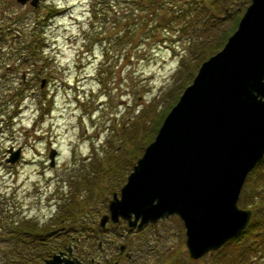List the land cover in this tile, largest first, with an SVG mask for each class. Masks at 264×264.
<instances>
[{
  "label": "rangeland",
  "instance_id": "1",
  "mask_svg": "<svg viewBox=\"0 0 264 264\" xmlns=\"http://www.w3.org/2000/svg\"><path fill=\"white\" fill-rule=\"evenodd\" d=\"M92 1L38 0L37 6H33L28 1L0 0V28L7 26L0 32V52L18 50L10 51L12 55L7 59L0 57V207L18 210L19 216H27L38 225L55 213L64 193L70 194V191H74L80 200L82 212L90 209L92 223L94 220L97 223L100 214L106 211L107 203L103 211L92 214V208H97L102 197L98 193L103 187L100 183L107 179L100 178V185H95L89 196L84 189L77 191L74 188L81 187L79 177L97 157L92 155V150L95 148L100 154L102 144L112 149L120 142V137L136 150L139 142L144 147L177 98L181 86L190 81L198 67L196 65L189 76L185 75L187 63L182 64V69L175 70L177 59L173 51L180 46L147 48L145 43L128 49L120 43L109 47L100 75L104 77L103 85L100 84L96 70L102 60V45L96 38L108 43L113 26L119 27L121 22L117 19L118 14L109 9L96 19L92 18ZM240 1L232 0L230 8L220 12L226 35L236 26L248 2L242 0L244 4L235 7ZM119 6L122 5H115L117 11L121 9ZM157 36L153 37L154 41ZM138 38L136 35L134 41ZM140 112L142 118L137 119L140 120L137 131H143L146 138L136 139L135 143L128 141L127 129L123 136L122 129L118 128L126 116L132 117L134 113L139 116ZM152 114H155L154 119ZM154 124L156 128L153 129ZM105 125L114 127L113 132L116 130L112 144L106 143L103 137ZM50 147L56 149L51 165L48 159ZM16 148H19L18 154L11 163L8 157ZM120 158L121 152L111 159L107 157L108 166H116ZM127 171L116 177L113 186L116 193ZM110 194L105 195L106 199ZM155 224V227L146 225L130 235L139 248L135 250L134 264L144 261L165 264L171 259L179 260L180 264L212 263L214 252L196 259L188 256L183 225L177 216L171 215L164 222L157 220ZM106 225L108 228L112 222ZM148 230L158 234V242L142 246L136 236L141 233L139 238H145ZM96 233L100 237L106 231L99 232L96 227ZM250 240V237L236 240L230 237L220 246L219 255L226 260ZM4 242L0 240L1 249ZM161 244L163 248L159 249ZM249 263L264 264V252L251 254Z\"/></svg>",
  "mask_w": 264,
  "mask_h": 264
},
{
  "label": "water",
  "instance_id": "2",
  "mask_svg": "<svg viewBox=\"0 0 264 264\" xmlns=\"http://www.w3.org/2000/svg\"><path fill=\"white\" fill-rule=\"evenodd\" d=\"M16 1L37 6L38 0ZM55 151H48L50 165ZM263 154L264 0H248L234 29L163 115L98 225L121 217L141 227L176 214L188 256L199 258L247 225L251 210L237 200ZM62 253L40 264H69Z\"/></svg>",
  "mask_w": 264,
  "mask_h": 264
},
{
  "label": "trees",
  "instance_id": "3",
  "mask_svg": "<svg viewBox=\"0 0 264 264\" xmlns=\"http://www.w3.org/2000/svg\"><path fill=\"white\" fill-rule=\"evenodd\" d=\"M231 1L93 0L92 10L90 9L92 18L95 17L94 19H96L97 15H103L109 9L115 15L118 14L117 19L120 20L122 26H113L109 41L106 35L103 36L108 43H103V39L96 38L102 45V60L96 70L98 82L103 85L104 77L100 75L104 71L102 64L104 59L108 57L109 47L120 43L125 44L128 49L136 48L139 45L142 46L145 43L147 48L163 45L166 48L174 49L176 46H180L176 52L173 51V55L177 59L175 70L182 69V64L187 63L185 75L189 76L195 66L198 65L197 61H201L216 51L222 45L223 38L225 40L227 30L225 31V28L221 25L222 17L220 12L229 9ZM120 4L122 5L119 6L121 9L117 11L115 5ZM239 4H244V2L241 0L235 7H238ZM115 22L116 16L112 23L114 24ZM6 28L7 26H2L0 32L6 30ZM12 29L16 32V29ZM216 32L217 34H215ZM136 35L139 38L134 41ZM156 35L159 36L154 41L153 37ZM93 41L96 42L95 39ZM10 51L17 52L18 50L14 48V50L2 51V53L0 52V57L9 58L12 55L9 53ZM184 86H181V88ZM144 111H146L145 108ZM141 113L139 116L138 113H134L132 117L126 116L118 128L120 131L122 129L121 134L123 136L125 135L124 129H127L129 133L128 141L133 140L136 143V139L142 141L144 137L146 138V134L143 131H137V124L140 121L137 119L139 117L142 118ZM152 115L154 119L155 114ZM156 121L158 122L159 120L157 119ZM104 127L103 137L107 141L106 143L110 142L112 144L111 141L116 134V130L113 132L114 127L111 128L106 125ZM154 128H156V124L153 125ZM120 138V142L115 144L112 149H107L105 144H102L103 151L100 154L95 148L92 150V155L97 157L95 161L92 159V164L88 170L79 177L78 183L81 187L78 185L74 186L77 191L80 188L84 189V192L89 196L92 195L95 185H103V187L98 189V193L102 197L98 200L97 208H92V214L93 212L97 213L103 211V209L105 210L108 199H106L105 195L112 193L116 177H119L122 171L130 170L134 159L137 157L136 155L143 148L139 142L141 146L137 145L138 149L136 150L132 146L127 145L126 141H123V137ZM93 145L95 144L92 143ZM120 152L122 158H120L119 163L116 166H108L107 157L111 159L116 154L119 155ZM102 177L107 180L100 183V178ZM75 195L74 191H70V194L64 193L63 200L57 206L58 209L41 225H38L35 220H31L27 216H19L18 210L7 206L0 207V240L6 241L2 244L4 248H0V264H39L52 252L63 248L70 240L75 239L76 243L81 239L89 241L88 236L92 232L91 223L93 216L90 215V209L82 212V204ZM237 203L241 207L249 208L251 215L245 228L232 236V239L250 237L251 240L237 253H231L230 255L233 257L231 258L230 256L226 260L221 258L223 255H219L220 247L211 251L215 254V258L211 259V264H250L249 258L251 254L254 255L258 252L262 254L264 252V154L246 175ZM122 222L127 227L124 221ZM161 222H164V220H161ZM155 225V223L147 224L150 227H155ZM97 229L99 232L105 230L110 233H114L116 230L123 231L122 225L112 228H107V226L100 228L97 226ZM124 234L128 235V232L126 231ZM146 236L150 243L152 241L158 242V234L148 230ZM158 248H163V245L161 244ZM140 264L148 263L144 261ZM165 264L180 263L179 260L171 259Z\"/></svg>",
  "mask_w": 264,
  "mask_h": 264
},
{
  "label": "flooded vegetation",
  "instance_id": "4",
  "mask_svg": "<svg viewBox=\"0 0 264 264\" xmlns=\"http://www.w3.org/2000/svg\"><path fill=\"white\" fill-rule=\"evenodd\" d=\"M121 220L124 221L125 219L119 218L117 222L115 221V223H112V226L108 227H117L118 223H121L123 231L116 230L114 233L106 232L105 234L100 235V237L97 236L96 227L98 225L94 220V223H92L91 235L89 234L88 236L89 241L81 239L76 243L75 239L70 240L63 248L52 252L45 258L50 257L53 253L62 251L63 253L61 257L71 260L69 264H134L133 261L136 259V244L138 243L133 241L135 238L130 239V235L132 236V234L138 232V229H142L144 226L151 223H145L140 228H136L135 226L125 227ZM107 222L111 221L107 219L105 226H107ZM94 224L97 226H94ZM126 231L128 232V235L124 234ZM140 236L141 233L136 236V240H141V244H143L142 246L150 243L147 237L139 238ZM41 262H39V264ZM61 263H64L63 258L61 259Z\"/></svg>",
  "mask_w": 264,
  "mask_h": 264
}]
</instances>
